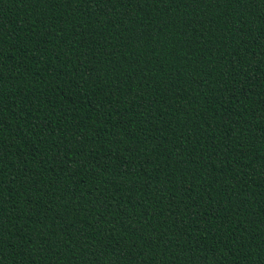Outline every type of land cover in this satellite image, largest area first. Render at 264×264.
Returning <instances> with one entry per match:
<instances>
[{
	"label": "trees",
	"instance_id": "trees-1",
	"mask_svg": "<svg viewBox=\"0 0 264 264\" xmlns=\"http://www.w3.org/2000/svg\"><path fill=\"white\" fill-rule=\"evenodd\" d=\"M0 264H264V0H0Z\"/></svg>",
	"mask_w": 264,
	"mask_h": 264
}]
</instances>
